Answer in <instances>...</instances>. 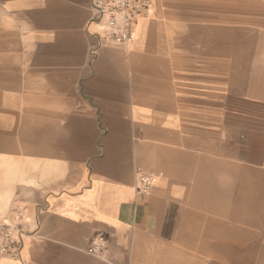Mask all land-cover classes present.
<instances>
[{
	"label": "crops",
	"instance_id": "obj_1",
	"mask_svg": "<svg viewBox=\"0 0 264 264\" xmlns=\"http://www.w3.org/2000/svg\"><path fill=\"white\" fill-rule=\"evenodd\" d=\"M150 11L126 47L92 0H0V130L60 173L0 264H264V0Z\"/></svg>",
	"mask_w": 264,
	"mask_h": 264
},
{
	"label": "built area",
	"instance_id": "obj_2",
	"mask_svg": "<svg viewBox=\"0 0 264 264\" xmlns=\"http://www.w3.org/2000/svg\"><path fill=\"white\" fill-rule=\"evenodd\" d=\"M153 0H92V7L98 15L100 34L108 41L130 47L134 42V24L152 9ZM155 176L149 172L136 170L137 195L149 193L154 185ZM26 208L12 205L8 215L0 220V260L18 259L26 233ZM106 240L98 236L88 246L87 252L104 256Z\"/></svg>",
	"mask_w": 264,
	"mask_h": 264
},
{
	"label": "rangeland",
	"instance_id": "obj_3",
	"mask_svg": "<svg viewBox=\"0 0 264 264\" xmlns=\"http://www.w3.org/2000/svg\"><path fill=\"white\" fill-rule=\"evenodd\" d=\"M26 140L19 130H0V145L7 146L0 150V218L11 203L26 204L48 192L54 185L52 179L60 174L58 166L43 167L35 153L26 154Z\"/></svg>",
	"mask_w": 264,
	"mask_h": 264
}]
</instances>
